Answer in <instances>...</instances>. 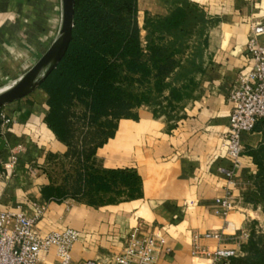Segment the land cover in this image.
Instances as JSON below:
<instances>
[{
    "label": "crops",
    "instance_id": "1",
    "mask_svg": "<svg viewBox=\"0 0 264 264\" xmlns=\"http://www.w3.org/2000/svg\"><path fill=\"white\" fill-rule=\"evenodd\" d=\"M186 4L209 21L205 57L189 79L192 90L185 93L186 85L179 86L182 97L174 112L154 116L141 107L134 110L138 118L120 119L92 160L100 174L137 173L140 194L130 197L128 188L117 185L59 202L46 199L44 188L63 187L50 167L68 158L67 145L46 122V92L39 87L0 108L9 119L0 120V211L37 217L45 233L78 231L71 250L75 264H109L136 227L163 234L168 251L156 264H212L194 251H214L221 243L242 249L253 232L264 233L257 167L249 154L263 141L259 122L243 135L239 167H232L222 141L232 111L227 97L239 74L250 69L248 34L258 17L264 20V0H138L140 37L147 34L146 15L167 16ZM60 24V0H0V83L8 85L30 70L56 39ZM226 197L232 201L229 210L218 201ZM207 233H218L221 240ZM38 264H58L55 249L42 254Z\"/></svg>",
    "mask_w": 264,
    "mask_h": 264
},
{
    "label": "trees",
    "instance_id": "2",
    "mask_svg": "<svg viewBox=\"0 0 264 264\" xmlns=\"http://www.w3.org/2000/svg\"><path fill=\"white\" fill-rule=\"evenodd\" d=\"M136 13V0H76L70 46L41 88L48 97L46 122L67 145L66 157L74 159L79 168L75 185L44 188L48 200L79 198L117 185L128 188L130 197L141 193L137 173L111 170L100 174L92 163L97 150L114 136L117 122L138 118L134 110L149 102L145 94L127 92L124 87L152 76L162 85L157 90L162 92L165 77L175 68L173 56L178 50L166 53L167 49L154 41L143 46ZM186 18L185 8L177 7L167 16H155L150 24H158L164 33L160 40H166L165 34L183 29ZM144 28L150 33L148 18ZM181 97L180 89L169 90L170 103ZM79 107L82 112L77 111ZM259 126L262 144L249 154L257 167L256 194L264 204V120ZM242 251L232 264H264V233L253 232Z\"/></svg>",
    "mask_w": 264,
    "mask_h": 264
},
{
    "label": "built area",
    "instance_id": "3",
    "mask_svg": "<svg viewBox=\"0 0 264 264\" xmlns=\"http://www.w3.org/2000/svg\"><path fill=\"white\" fill-rule=\"evenodd\" d=\"M247 54L250 69L247 74H239L235 88L228 94L232 111L228 127L222 136L233 168L241 164L243 135L252 132L255 125L264 120L263 22L252 24L248 34ZM0 120L3 124L9 123L3 113H0ZM226 173L231 176L232 170ZM218 201L227 210L232 208L229 197ZM206 237L221 240L218 233H207ZM78 238L79 232L76 230L45 233L37 227V217L29 218L22 213L0 211V264H38L42 254L51 249H55L58 264H75L71 258V250ZM164 249L168 251L163 234L154 229L136 227L127 235L123 250L109 264H156ZM241 251L242 249L221 243L214 251L200 254L195 250L194 254L211 260L212 264H232L233 259L243 255ZM84 264L96 263L88 261Z\"/></svg>",
    "mask_w": 264,
    "mask_h": 264
},
{
    "label": "rangeland",
    "instance_id": "4",
    "mask_svg": "<svg viewBox=\"0 0 264 264\" xmlns=\"http://www.w3.org/2000/svg\"><path fill=\"white\" fill-rule=\"evenodd\" d=\"M136 5L137 13L134 18L137 22L138 0H136ZM184 8L187 13V18L183 25V29L172 35L165 34L167 37L166 40H160L161 34H164L161 32L160 26L156 23L150 24L157 15H146V18L149 20L150 33L147 32L146 35H142L143 37L141 36L143 46H146L148 41H154L156 44H160L167 49L166 53L178 50L173 56V59L175 60V68L172 73L165 77L163 91H157L162 85L156 84L155 78L152 76L151 78H142L140 82H134L124 87L127 92L145 94L148 97L149 102L142 104L137 108H146V110L154 116H159L160 114L168 113L169 111H175L176 100L171 103L169 102V90L171 88L180 89L179 86L186 85L187 87L184 86V92H190L193 88V84L189 82V79L200 69L201 62L205 57V36L209 21L204 19L196 8L188 6L187 4L184 5ZM258 19L257 21L264 23V20L261 19V17H258ZM176 63L178 66H176ZM7 83L8 82L0 83V88L7 85ZM82 110V107L77 108L78 112H82ZM78 168L79 165L74 159L64 158L52 165L49 169V173L55 179L56 183L60 182L63 186L69 187L70 185H75ZM96 169L99 170V168ZM120 196L123 197L122 194H120ZM260 233L262 232L260 231Z\"/></svg>",
    "mask_w": 264,
    "mask_h": 264
},
{
    "label": "water",
    "instance_id": "5",
    "mask_svg": "<svg viewBox=\"0 0 264 264\" xmlns=\"http://www.w3.org/2000/svg\"><path fill=\"white\" fill-rule=\"evenodd\" d=\"M75 3L76 0H60L61 24L56 39L30 70L0 89V107L31 94L41 87L47 77L57 68L72 40Z\"/></svg>",
    "mask_w": 264,
    "mask_h": 264
}]
</instances>
